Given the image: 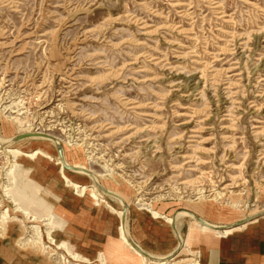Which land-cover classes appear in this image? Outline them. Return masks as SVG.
Returning <instances> with one entry per match:
<instances>
[{
	"label": "rangeland",
	"instance_id": "1",
	"mask_svg": "<svg viewBox=\"0 0 264 264\" xmlns=\"http://www.w3.org/2000/svg\"><path fill=\"white\" fill-rule=\"evenodd\" d=\"M193 218H264V0H0V264H172ZM262 226L173 263L264 264Z\"/></svg>",
	"mask_w": 264,
	"mask_h": 264
},
{
	"label": "crops",
	"instance_id": "2",
	"mask_svg": "<svg viewBox=\"0 0 264 264\" xmlns=\"http://www.w3.org/2000/svg\"><path fill=\"white\" fill-rule=\"evenodd\" d=\"M57 179V178H56ZM55 179L54 183L56 185L57 180ZM33 190H26V196L23 198V207L27 210L30 209V211H32L35 215H38L40 217H42L43 215L47 214V210L51 209V204L48 203L47 201L44 200V198H42L41 196H39V190H40V186L39 185H34ZM37 199L38 202H37ZM155 218H159L157 216H154ZM160 218H163L160 216ZM167 221V220H166ZM264 221L263 219H256L254 221H248L246 223H232L230 225H224V227L221 225H217L215 223H212L214 225H216L215 227H208L204 224L202 219L199 218H193L191 220V222L189 223V227L187 229V236H186V241L183 244V247H181L178 251L176 250L174 253L176 254V256L181 255V254H185L192 256L194 253V250H190L188 248L189 244L192 242L194 237H203V239L206 242H212L214 244H217L218 246H222L226 244V241L233 240L234 242V246H238L239 242L241 241V239H247L248 241H250L251 239H255L258 238L260 235V231L263 228L262 223ZM209 222V221H208ZM203 223V224H202ZM211 223V222H210ZM229 226V227H228ZM237 226V227H236ZM221 230V231H220ZM69 231V230H67ZM66 231V232H67ZM71 236L69 237L68 235L65 236L66 238H73L75 239L77 242L80 241V237L72 232H70ZM154 234L157 237H160L161 241H165L168 242L169 240H171L174 236H173V232L172 230L165 225H160V226H155L154 229ZM209 238V239H208ZM126 239V238H125ZM127 241V239H126ZM129 241V240H128ZM117 245L125 247V252L122 253L121 255H119L117 257V261L119 262L120 260H126V264H141V259L137 256V253L134 252L133 250H131L126 242L124 241L123 235L120 232L117 236L116 239H114V241ZM163 243L162 246H167V243ZM109 243L111 244V242L109 241ZM115 243H112L113 245ZM162 244V242H161ZM166 244V245H165ZM180 247V246H179ZM148 254V253H146ZM22 255L24 257H28L29 260L32 259H36V255H32V254H23ZM39 257V256H38ZM85 258V257H84ZM86 259V258H85ZM189 260H192L191 258H189ZM45 260H43L44 262Z\"/></svg>",
	"mask_w": 264,
	"mask_h": 264
},
{
	"label": "bare ground",
	"instance_id": "3",
	"mask_svg": "<svg viewBox=\"0 0 264 264\" xmlns=\"http://www.w3.org/2000/svg\"><path fill=\"white\" fill-rule=\"evenodd\" d=\"M18 150V149H17ZM17 150H11L14 154H22L21 152H19V151H17ZM41 150V149H40ZM40 150H36V151H34V152H31V153H25V154H23V155H25V157H28V158H35L37 155H43V151L41 152ZM12 153V154H13ZM16 156V155H15ZM11 183H12V181H11ZM75 186H77V185H75ZM81 188V187H80ZM13 199L15 200V201H18L17 199H16V195H15V193H13ZM12 198V197H11ZM14 200H13V202H14ZM12 202V201H11ZM15 204V203H14ZM21 204V203H20ZM23 207V206H22ZM14 208H16V206L14 207ZM24 208V207H23ZM25 209V208H24ZM16 210V209H15ZM26 210V209H25ZM123 213V212H122ZM26 215V214H25ZM29 216V215H28ZM38 216V215H37ZM52 216V215H51ZM154 216H157V217H159V214L158 213H156V214H154ZM26 217H27V215H26ZM25 217V218H26ZM38 217H40V216H38ZM34 219V218H33ZM32 219V220H33ZM53 219V218H52ZM27 220V219H26ZM44 220V219H43ZM48 220V219H47ZM31 221V220H30ZM50 221V220H49ZM167 221H169V222H172L173 224H175V221L174 220H170V219H168L167 218ZM203 222H204V224L206 225V226H208V227H215L216 225H214V224H211V223H208L207 221H205V220H203ZM50 223V222H49ZM125 224V223H124ZM123 224V225H124ZM203 224V223H202ZM236 224V223H235ZM122 225V226H123ZM240 225H241V223H240ZM5 226H6V228H5V231L7 232V233H10L12 230H13V228L15 227V225H14V222L12 221H7L6 223H5ZM125 226V225H124ZM219 226H221V225H219ZM231 226V225H230ZM232 226H233V224H232ZM224 227V226H223ZM229 227V226H228ZM237 227V226H236ZM121 228H123V227H121ZM216 228V227H215ZM122 231H124V229H122ZM221 231V230H220ZM124 232L122 233V235H123V238H124V241L126 242V244H127V246L131 249V250H133L134 252H136L137 253V256L141 259V262L142 263H144V262H147L148 260H150V259H154V258H157V259H159V257L157 256V257H155L154 255H151V254H146V253H144L143 251H141L140 249H138V248H136V246L134 245V244H132V243H130L128 240L126 241V239H125V237H124ZM181 235V234H180ZM186 236H187V234H185V236L183 237V239L181 240V245H180V247H179V249L181 248V247H183V244H184V242L186 241ZM181 239V238H180ZM75 242V241H74ZM62 245V244H61ZM65 247H67V246H65ZM178 249V250H179ZM177 250V251H178ZM160 256V255H159ZM166 256V255H165ZM164 256V257H165ZM176 254L175 253H173L172 255H170L168 258V260H169V262H172V264H175V263H173V260H175L176 259ZM162 257V256H161ZM164 257H162V258H164ZM173 257H175V259H173ZM167 258V257H166ZM152 262V261H151ZM156 262V261H155ZM141 263V264H142ZM156 264H167V262H156Z\"/></svg>",
	"mask_w": 264,
	"mask_h": 264
}]
</instances>
